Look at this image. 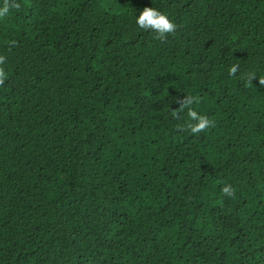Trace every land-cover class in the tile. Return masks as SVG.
I'll use <instances>...</instances> for the list:
<instances>
[{"label":"trees","instance_id":"trees-1","mask_svg":"<svg viewBox=\"0 0 264 264\" xmlns=\"http://www.w3.org/2000/svg\"><path fill=\"white\" fill-rule=\"evenodd\" d=\"M5 6L0 264H264V0Z\"/></svg>","mask_w":264,"mask_h":264},{"label":"clouds","instance_id":"clouds-1","mask_svg":"<svg viewBox=\"0 0 264 264\" xmlns=\"http://www.w3.org/2000/svg\"><path fill=\"white\" fill-rule=\"evenodd\" d=\"M9 11L7 6L0 8V16H4ZM136 24L143 29H150L154 32H157L159 35L163 36L164 34L170 33L174 30L175 25L169 20L166 14L158 11L154 7H145L142 11L139 12V15L136 18ZM4 62V57H0V63ZM236 68H232L234 73ZM6 79V73L0 69V85L3 84ZM189 116L195 121L194 124L190 125V129L193 133L203 131L210 124L209 120L206 117L199 116L195 111L189 112ZM222 191L226 194H230V188L224 187Z\"/></svg>","mask_w":264,"mask_h":264}]
</instances>
